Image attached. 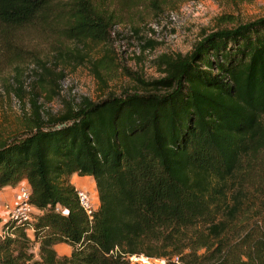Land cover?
I'll list each match as a JSON object with an SVG mask.
<instances>
[{
  "label": "trees",
  "instance_id": "obj_1",
  "mask_svg": "<svg viewBox=\"0 0 264 264\" xmlns=\"http://www.w3.org/2000/svg\"><path fill=\"white\" fill-rule=\"evenodd\" d=\"M102 1L0 0V49L23 27L105 41L116 6L135 0ZM163 71L0 137V188L25 179L36 208L32 231L0 223L14 233L0 264H264V228L246 249L229 238L264 199V15L208 32ZM73 173L94 178L90 216Z\"/></svg>",
  "mask_w": 264,
  "mask_h": 264
},
{
  "label": "rangeland",
  "instance_id": "obj_2",
  "mask_svg": "<svg viewBox=\"0 0 264 264\" xmlns=\"http://www.w3.org/2000/svg\"><path fill=\"white\" fill-rule=\"evenodd\" d=\"M102 2L115 11L111 0ZM116 8L105 41L65 39L32 27L7 31L0 49V137L24 132L36 110L47 119L88 100L148 89L164 74L167 58L190 51L208 32L263 16L264 0H135ZM70 181L87 188L97 206L91 175L73 173ZM255 208L239 232H229L240 249L264 228V199H257ZM55 248L58 254L70 252L64 243ZM129 259L132 264L162 261L143 254Z\"/></svg>",
  "mask_w": 264,
  "mask_h": 264
},
{
  "label": "built area",
  "instance_id": "obj_3",
  "mask_svg": "<svg viewBox=\"0 0 264 264\" xmlns=\"http://www.w3.org/2000/svg\"><path fill=\"white\" fill-rule=\"evenodd\" d=\"M17 190V201L7 209L6 219L12 223H22L23 225H26L25 229L27 231H32L36 208L30 202V187L27 182H21L17 185ZM76 192L79 203L85 209L86 213L90 216L96 206H93V202L91 201L88 189L80 186L76 187ZM13 234V230H11L8 225L0 226L1 237Z\"/></svg>",
  "mask_w": 264,
  "mask_h": 264
},
{
  "label": "crops",
  "instance_id": "obj_4",
  "mask_svg": "<svg viewBox=\"0 0 264 264\" xmlns=\"http://www.w3.org/2000/svg\"><path fill=\"white\" fill-rule=\"evenodd\" d=\"M21 181L27 182L25 179ZM15 186L7 184L0 188V217L4 216L5 209L7 208V206H11L17 201L18 190H17V186L16 187ZM5 219L6 218L3 217L0 223L3 222ZM57 244H61V243H57ZM66 246H69V245L66 244Z\"/></svg>",
  "mask_w": 264,
  "mask_h": 264
}]
</instances>
